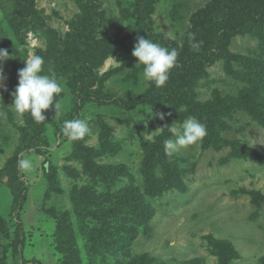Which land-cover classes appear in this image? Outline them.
Instances as JSON below:
<instances>
[{
	"label": "rangeland",
	"instance_id": "rangeland-1",
	"mask_svg": "<svg viewBox=\"0 0 264 264\" xmlns=\"http://www.w3.org/2000/svg\"><path fill=\"white\" fill-rule=\"evenodd\" d=\"M147 1L0 0V49L9 53L0 62V264H264V81L253 79L248 66L229 72L239 57L257 56L262 40L238 28L230 54L161 98L132 55L137 37L177 49L179 63L203 51L204 42L194 50L188 36L205 41L197 27L209 10L240 0ZM78 26L91 27L82 44L95 42L96 66L84 72L65 66V48L72 55L84 50L69 37ZM53 35L61 43L58 62L44 67L63 83V115L55 119L53 105L36 122L13 111L12 93L30 52L46 61ZM82 73L86 86L75 88ZM253 93L257 100H249ZM190 117L208 135L198 148L166 156L163 142L173 138L166 127L179 129ZM75 118L87 119L92 131L72 142L62 126ZM22 158L33 160L31 170L19 169ZM108 176L110 193L105 180H95ZM14 178L22 184L21 203L12 213ZM94 188L108 194L98 206ZM86 211L96 217H82ZM114 236L122 241L117 252L93 248Z\"/></svg>",
	"mask_w": 264,
	"mask_h": 264
},
{
	"label": "trees",
	"instance_id": "trees-1",
	"mask_svg": "<svg viewBox=\"0 0 264 264\" xmlns=\"http://www.w3.org/2000/svg\"><path fill=\"white\" fill-rule=\"evenodd\" d=\"M146 1L147 0H137V4L141 6V4L146 3ZM147 2H149V0ZM230 4L232 3L230 2ZM221 5H222V10H218L216 8L210 9L208 12L210 18H205L204 21L200 25L201 27H197L198 29H200L202 40L203 38L205 40V41H202L205 43V44L203 43V46H204L203 51L196 53L191 58L181 59V61L177 63L178 71L176 70L173 72V76L175 75L178 76L176 77V80H173L174 82L171 83L172 78H169V82L166 83L165 86L158 88L157 93L160 95L161 98H166L167 96V95L163 96L162 94H167V92H170V91L172 93V90L173 92H176L180 88L179 84H181L182 82L186 85L193 84L195 80L197 79L196 76L202 73L203 66L207 64L208 61H213L222 56H226V54H230L227 48L229 47V43H230V40L233 34L234 33L236 34L237 31L240 30L238 28L244 29L243 32H248L250 35L256 36L258 40H262L261 51L257 53V56L255 57H249V58L239 57L238 59L234 60L237 66H235V68L231 69V71L229 72L232 73V75L236 76L237 68L244 69L245 67L248 66V70H250V75L253 79L255 78V80H258L259 82L261 80L264 81V0H240V1H237L234 6L231 7V5H229L228 7H225V9H224V5H225L224 2H221ZM235 15L238 16V18L240 19V22L238 23L235 22L237 19ZM228 18H229V21L227 20ZM74 28L75 29L70 32L69 37L76 38L77 39L76 43L80 44V47L84 48V50L82 51V53H77L75 55H72L74 53L73 48L72 49L65 48V52L71 55L70 63L67 62L65 65L63 61H60V62L64 64L66 67L70 66V64H73L74 67L78 65L77 66L78 69H83L82 72H84L85 70L88 71L90 69H93V67L96 66V64L94 63L95 62L94 59L96 58V56L92 53V48L95 46V42L91 38L92 42L88 40L87 42L85 41V43L82 44L81 39H84V37L82 36L84 29H90L91 27H79L78 26ZM55 40H57L56 45H55ZM48 43H49V50L46 54L48 55V58H46V61H45L46 64H50V62L52 63L53 60H56L58 62L56 58L58 54L56 53L61 48L60 41L58 40V38H55V35H53V36H48ZM103 60L101 61L100 65L102 64ZM237 62L244 63L245 65L243 64L240 65ZM45 67H48V65ZM83 74L85 73H82L80 77L78 78V81L75 83V88L77 87V84H79V86L83 85V88H85L86 86L85 81L82 80V83H81V78ZM167 85L170 87L167 88L168 87ZM93 93H96V92H93ZM90 96L91 95H88L87 98H89ZM94 96L95 98H97L96 95ZM79 98L80 97H78V99ZM257 98H258L257 94L253 93L252 96L249 98V100H252V101L257 100ZM171 100H173V96H171V98L169 99V101ZM258 106H261V104ZM258 106L254 104L255 109ZM257 113L259 112L257 111ZM261 122H262V119H261ZM214 136L215 138L218 137V133L215 134ZM152 153L153 151H151V154ZM85 158L89 160V157L88 158L85 157ZM151 159H152L151 157L148 159V161H150V165L153 164ZM91 163L96 164L97 162L92 161ZM154 168L155 167H153L150 171L151 177L155 174ZM98 173H100L99 170H98ZM106 178L108 179H95V180L97 182H101V180H105L104 185L108 188L105 189L106 191L104 192L110 193L112 192L111 186H112V181L114 180V178L113 176H108ZM19 181H20L19 179H15V178L8 179V188L12 191V195L15 197L14 204L12 205V213L14 212L15 207L21 203L20 201L21 191H20L19 186L22 184L19 183ZM95 190L96 188L90 191V194L92 195L91 201H93L94 206H98L101 200L103 201L105 200V198H99V197H103L108 194L106 193L100 194L98 193L97 190L96 191ZM84 191L85 193L88 192L86 189ZM123 192H125V190L121 188V194ZM256 198L259 201L262 199L259 196H257ZM123 208L124 207L121 206V209ZM84 216L93 217V218L96 217V215L92 213H90V216H89V213L87 211L85 214L82 215V217ZM97 218H102V214L97 216ZM97 242H96V245L93 246V248H95L98 245V249L111 250V252H114V253L117 252L119 244L122 243V241H120L118 238H115V236L112 239H110L108 242L105 239H103V241H101V243L99 244H97Z\"/></svg>",
	"mask_w": 264,
	"mask_h": 264
},
{
	"label": "clouds",
	"instance_id": "clouds-1",
	"mask_svg": "<svg viewBox=\"0 0 264 264\" xmlns=\"http://www.w3.org/2000/svg\"><path fill=\"white\" fill-rule=\"evenodd\" d=\"M188 39L189 46L194 50H199L202 41L197 42L194 33H189ZM137 40L132 55L138 60L137 67L143 66L142 79L154 83L157 88L165 86L170 78V72L178 62L177 49H169L140 36ZM8 57L7 50L0 49V62L8 60ZM24 62L25 67L18 72V86L12 93L14 104L11 108L18 116L29 114L36 122H42L46 119L44 113L54 105L55 119L59 118L63 115V111L57 98L65 91L63 83L54 73L46 74L45 61L42 56L30 52ZM2 80L3 73L0 70V82ZM163 118L161 115L160 119ZM166 128L173 137L163 142L164 152L168 157H172L181 149L198 148L208 135L206 125L195 117L184 120L179 129L175 123ZM161 130L146 135L145 139H153ZM91 131L88 120L82 118L65 120L62 126L63 135L72 142L84 140L91 134ZM18 167L21 171L31 170L33 160L31 158L19 159Z\"/></svg>",
	"mask_w": 264,
	"mask_h": 264
}]
</instances>
